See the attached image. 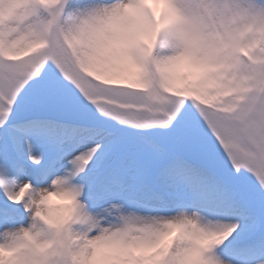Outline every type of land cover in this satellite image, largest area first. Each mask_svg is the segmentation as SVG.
<instances>
[{
  "label": "snow or ice",
  "instance_id": "6c2138e0",
  "mask_svg": "<svg viewBox=\"0 0 264 264\" xmlns=\"http://www.w3.org/2000/svg\"><path fill=\"white\" fill-rule=\"evenodd\" d=\"M0 264H264V0H0Z\"/></svg>",
  "mask_w": 264,
  "mask_h": 264
}]
</instances>
